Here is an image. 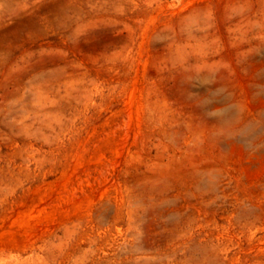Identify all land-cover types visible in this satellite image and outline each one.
Returning a JSON list of instances; mask_svg holds the SVG:
<instances>
[{"label":"rangeland","instance_id":"374dc122","mask_svg":"<svg viewBox=\"0 0 264 264\" xmlns=\"http://www.w3.org/2000/svg\"><path fill=\"white\" fill-rule=\"evenodd\" d=\"M0 264H264V0H0Z\"/></svg>","mask_w":264,"mask_h":264}]
</instances>
